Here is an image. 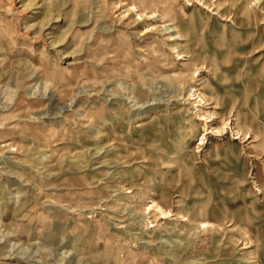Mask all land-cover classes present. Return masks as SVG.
<instances>
[{
	"label": "rangeland",
	"instance_id": "374dc122",
	"mask_svg": "<svg viewBox=\"0 0 264 264\" xmlns=\"http://www.w3.org/2000/svg\"><path fill=\"white\" fill-rule=\"evenodd\" d=\"M8 2L0 264H264V0Z\"/></svg>",
	"mask_w": 264,
	"mask_h": 264
},
{
	"label": "bare ground",
	"instance_id": "6f19581e",
	"mask_svg": "<svg viewBox=\"0 0 264 264\" xmlns=\"http://www.w3.org/2000/svg\"><path fill=\"white\" fill-rule=\"evenodd\" d=\"M12 1L13 0H9V2L7 3V4H5L4 5V10H5V12H10L9 14H11V13H14L13 12V9H12ZM2 6V5H1ZM154 13V12H153ZM143 14V13H142ZM151 14H152V12H151ZM10 17V16H9ZM152 17V15H148V18H151ZM21 19H22V17H21ZM167 25H171V27H172V29H176V26L175 25H173L172 23H167ZM164 29H167V27L166 28H164ZM148 31H150V29H148V28H146L145 30H144V32H148ZM172 38H171V35L169 36V39L168 40H171ZM182 53H184L183 52V50H178L177 49V54H178V57H177V59H180L181 58V56H183L182 55ZM201 90V88H198V89H196V97H198V100L200 101V102H205L206 100H208V99H206L205 98V95L200 91ZM22 99H23V97H22ZM22 99H21V101H22ZM197 99V98H196ZM20 101V102H21ZM18 103V105H19V102H17ZM23 103V102H22ZM21 103V104H22ZM211 114H212V112H210ZM208 121H210V119H208ZM235 133H237V134H239L240 133V135L241 134H243V132H242V130H241V127H237L236 128V132ZM247 135V134H246ZM244 136L246 139L247 138H249V136ZM239 136V135H238ZM236 137V136H235ZM244 140V139H243ZM245 141V140H244ZM20 162V161H19ZM160 213L161 214H165V212L163 211V210H160ZM167 213V212H166ZM161 216V215H160ZM163 216V215H162ZM190 221H192V220H190ZM200 225L202 226V227H204L205 226V223L204 222H200Z\"/></svg>",
	"mask_w": 264,
	"mask_h": 264
}]
</instances>
